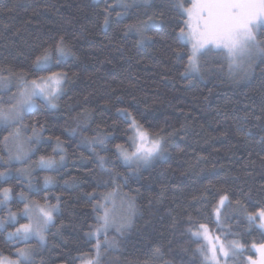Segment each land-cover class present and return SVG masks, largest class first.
<instances>
[{"label":"trees","instance_id":"1","mask_svg":"<svg viewBox=\"0 0 264 264\" xmlns=\"http://www.w3.org/2000/svg\"><path fill=\"white\" fill-rule=\"evenodd\" d=\"M150 17L155 26L143 34L128 27ZM182 26L177 0H0V76L31 81L66 74L57 107L38 100L22 119L30 128L28 162L63 157L59 165L19 176L21 166L11 163L4 140L11 127L0 124V172L12 168L10 177H0V192L12 191L0 208V257L18 259L17 250L30 245L32 264H81V257H95L98 238L99 264H203L202 240L192 232L204 224L244 248L234 264L255 258L252 245L264 243V230L247 216L264 209V57L240 77L212 50L200 59V75H189L190 47L176 38ZM258 33L264 44V27ZM60 37L75 55L35 70L45 49L56 55ZM14 89L0 90V97ZM122 109L163 143L161 155L138 171L118 155L117 145L129 147L132 136ZM92 138L106 139L88 143ZM222 195L229 198L223 229L214 218ZM122 199L134 201L130 228L89 236L105 209L116 218L126 213ZM35 203L57 206L44 242L10 238L29 219L14 224L9 213Z\"/></svg>","mask_w":264,"mask_h":264},{"label":"snow or ice","instance_id":"2","mask_svg":"<svg viewBox=\"0 0 264 264\" xmlns=\"http://www.w3.org/2000/svg\"><path fill=\"white\" fill-rule=\"evenodd\" d=\"M147 2V0H145ZM123 4V0H120ZM127 7V5H125ZM177 10L182 17V27L177 33V40L185 47L190 45L188 52V64L186 72L198 73L200 71L199 59L209 51L216 50L221 53L228 64L229 71L242 67L245 63H250L257 56L264 57V44L258 40V31L264 27V0H177ZM120 15V13H117ZM110 14L105 10L104 25L110 23ZM155 26V21L150 17L148 21L141 22L139 25H129V28H135L137 32L143 34L147 29ZM143 39H150L143 37ZM143 39L141 42H143ZM53 49H45L42 55L37 56L34 60V68L37 71L48 70V66L52 60ZM54 51L58 58H68L75 55L70 48L65 45L63 37L56 41ZM179 55V50L177 51ZM2 71V70H0ZM66 79V74L61 72H51L48 76H40L31 81L21 79L20 91L13 94L9 99V107H0V123L5 125L14 123L23 119L25 113L31 111L37 101L43 102L46 106L55 108V100L61 94V85ZM11 83L10 79L0 76V89H7ZM125 119H130V127L133 129L135 136L132 143L135 150L127 152L120 145L117 149L120 156L126 163H143L148 164L151 160L159 155L162 151L160 140H149L147 132L142 130V126L132 117L126 109L119 110ZM75 131V130H73ZM19 136V132L15 134ZM5 137V143L8 141ZM106 138H92L88 143L104 144ZM59 143V137H57ZM27 157L23 145H16V153L14 159L22 160ZM63 157H61V160ZM99 166L104 169L105 160L99 158ZM57 162L51 157L41 156L37 161V167L52 168ZM106 170V169H105ZM5 173L0 172V177ZM50 178H45V184L50 183ZM11 189H4L0 196V203H4L9 198ZM105 200L108 197L104 198ZM229 198L222 195L219 198L218 206L215 209L216 222L220 223L221 208L226 205ZM237 203H239L237 201ZM96 207L104 208L105 205L99 204ZM57 211L56 205L33 206L25 205L23 214L29 218V223L21 224L14 232L8 235L17 240L28 241L35 237L40 243L45 240V231L54 221V213ZM136 214L134 201H129L126 214L116 218L112 216L106 209L104 215L98 217L101 221L93 233L89 236H97L102 230L115 226L116 231L123 234L132 223V218ZM15 213H9V221L14 222ZM247 219L250 223H255L257 219L261 221L259 227L264 229V209H260L257 213L248 214ZM4 223L0 220V226ZM191 231V230H190ZM194 239L203 237L208 241L206 245L197 249L206 261L211 264H220L221 258L227 264V260L241 250L238 241L222 242L219 237L212 238L206 225L201 224L197 231L192 232ZM109 246H115V241H107ZM101 242L97 238L95 245L96 255L94 258L81 257V264H99ZM253 248L259 253V259L253 260L251 264H264V243L253 244ZM159 251V249H157ZM17 260H9L0 257V264H32V252L30 249H18ZM251 259V258H249Z\"/></svg>","mask_w":264,"mask_h":264},{"label":"rangeland","instance_id":"3","mask_svg":"<svg viewBox=\"0 0 264 264\" xmlns=\"http://www.w3.org/2000/svg\"><path fill=\"white\" fill-rule=\"evenodd\" d=\"M258 35H259V33H258ZM189 47H190V45H189ZM213 51H216V50H213ZM52 54V60H51V63L49 64V66L53 63V61H54V59H55V57H57V54L55 55L54 53H51ZM262 57L261 56H257L255 59H253L250 63H245L242 67H239V68H235V72L238 74V76H242L243 75V73L245 72V73H247V72H250V70L253 68V66L261 59ZM59 59H65V58H59ZM200 59H201V57H200ZM200 59H199V65H200ZM48 66V67H49ZM189 75H200V71L198 72V73H188ZM6 77V76H5ZM9 79H10V81H11V83L8 85V88L7 89H0L1 91H3L5 94L6 93H9V90L11 89V88H15L14 89V91L12 92V94H10V95H5V96H1L0 98H4V99H6V101L7 102H9V99H10V97H12L13 96V94H17L19 91H20V81H21V79L19 80H13V79H11L10 77H8ZM63 85H64V81H63ZM62 91H63V86L61 85V93H62ZM61 95V94H60ZM60 95H59V97H60ZM59 97H58V99H59ZM58 99H56L54 102H55V104H56V107H57V105H58ZM37 105H38V101H37V103H36V106L31 110V111H33L36 107H37ZM0 107H4V108H7V107H9V103L8 104H6V105H4L2 102H0ZM55 107V108H56ZM31 111H29V112H31ZM28 113V112H27ZM24 115H26V113L24 114ZM130 120V119H129ZM130 122H131V120H130ZM0 124H3V123H0ZM7 125H9L10 127H11V133H10V136L11 137H9V139H8V143H9V150H10V161H11V163L12 164H15L16 162H18L19 164H20V170L18 171L19 172V176H22V177H24V178H28L29 177V175L31 174V172H33L34 171V169H36V168H40V167H37L36 165H37V161H39V159L36 161V163L35 164H32V163H29L28 162V158H29V156H30V154H31V150H30V144L29 143H27L26 142V137H25V131H27V130H30V128L28 127V126H26V124H23V121H22V119L21 120H19V121H16V122H14V123H9V124H7ZM132 129V128H131ZM143 130V129H142ZM17 131L19 132V136H16L15 134L17 133ZM143 131H145V130H143ZM146 132V131H145ZM148 134V138H149V140H160V142H161V145H163V143H162V140L160 139V138H157V137H153L152 135H150L149 133H147ZM135 136V133H134V131H133V129H132V136H131V139H130V146L129 147H123V146H121L124 150H126L127 152H132V151H134L135 150V148H134V145H133V143H132V138ZM17 144H21V145H23V147H24V149H25V151L27 152V157L26 158H24V159H22V160H16V159H14L13 157H14V155H15V153H16V145ZM161 153H162V151H161ZM161 153L159 154V155H157V156H155L152 160H151V162L150 163H148V164H143V163H139V164H137V163H126L123 159H122V157L120 156V152L118 151V155H119V157H120V159H121V161L126 165V166H129V167H132L133 169H135V171H138V169L140 168V167H145V166H148V165H150L156 158H158L160 155H161ZM57 163L55 164V166L54 167H56L57 165H59V163H61V161H63V160H61V158H59V159H54ZM54 167H52V168H54ZM41 169H50V168H41ZM11 171H12V168H10V170H8L7 172H5V175L2 177V178H7V177H10V175L12 174L11 173ZM51 182L50 183H48V184H46V186L47 187H49V186H51ZM3 191H1L0 193H2ZM11 198H12V191L10 192V194H9V198L7 199V201L6 202H4V203H0V208H2V207H6L7 205H8V202L11 200ZM0 199H3V197L2 196H0ZM123 201H122V204L124 205V204H128L129 202H128V200L127 199H122ZM35 204H38V203H35ZM121 204V205H122ZM40 206H44V205H41V204H39ZM110 206H112L113 207V204H112V202H111V204H110ZM31 207V206H30ZM114 208V207H113ZM224 208V207H223ZM223 208H221V214H220V223H219V226H220V228H224L225 227V218L223 217ZM12 213H15L16 214V219H15V221L13 222L14 224L15 223H17L19 220H20V218H24V217H26V218H28L27 216H25L24 214H23V211H13ZM116 214L117 213H115L114 214V217H116ZM126 213L125 212H123V213H120V216H123V215H125ZM54 215V214H53ZM214 218H215V221H216V213H215V216H214ZM29 219V218H28ZM27 223H29V221L28 222H26V223H24V224H27ZM255 223L258 225V227H259V225H260V223H261V221L259 220V219H257L256 221H255ZM20 226V225H19ZM19 226H17L16 228H18ZM16 228H14V230H12V231H10V232H14L15 231V229ZM208 228V227H207ZM260 228V227H259ZM262 229V228H261ZM208 230H209V235H210V237H212V238H215V237H218V236H216V235H214L213 233H211L210 232V229L208 228ZM262 230H264V229H262ZM11 238V237H10ZM220 238V240L222 241V242H226L225 241V239H224V235H223V237H219ZM35 239V237H33V238H31V239H29L28 241H24V240H21L22 242H24V243H26V242H30V241H32V240H34ZM201 240H202V243H203V246L204 245H206L207 243H208V241H205L204 239H203V237H201L200 238ZM36 240H38V239H36ZM240 244V243H239ZM241 245V244H240ZM259 245H257V247H258ZM202 247V246H201ZM30 249L31 250V246L30 245H25V246H23V247H21L20 249ZM252 249H253V251H254V255H255V258H252V257H247L246 258V264H251V262L253 261V260H258L259 259V253L257 252V250L255 249V248H253L252 247ZM199 253V255H201L200 254V252H198ZM244 248L241 246V250L240 251H238L234 256H231L228 260H227V264H234V261H235V258H241V257H244ZM202 256V255H201ZM3 258H7V259H9V260H17L16 258H9V257H3ZM232 258V260H233V262L232 263H230V259ZM249 258H251V259H249ZM202 260H203V264H211V262L210 261H206L205 259H204V257L202 256ZM220 264H225V261L223 260V258H221V260H220Z\"/></svg>","mask_w":264,"mask_h":264}]
</instances>
